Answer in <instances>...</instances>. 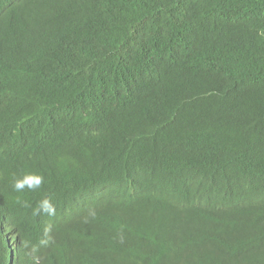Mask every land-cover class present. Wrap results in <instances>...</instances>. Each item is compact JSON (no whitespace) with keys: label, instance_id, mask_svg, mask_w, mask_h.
<instances>
[{"label":"trees","instance_id":"16d2710c","mask_svg":"<svg viewBox=\"0 0 264 264\" xmlns=\"http://www.w3.org/2000/svg\"><path fill=\"white\" fill-rule=\"evenodd\" d=\"M0 215V264H264V0H0Z\"/></svg>","mask_w":264,"mask_h":264},{"label":"clouds","instance_id":"9594fccd","mask_svg":"<svg viewBox=\"0 0 264 264\" xmlns=\"http://www.w3.org/2000/svg\"><path fill=\"white\" fill-rule=\"evenodd\" d=\"M40 181L36 180L35 183H33V181L31 179H26L25 181L22 182H17L14 187L16 190H22L26 185L27 187H29L30 189H34L35 187L39 186ZM6 215H0V217H5ZM42 247V254L43 255H47L48 252V248L46 244L41 245ZM15 254L14 253H10L8 255V257L6 258V260L4 261V264H14L15 262Z\"/></svg>","mask_w":264,"mask_h":264},{"label":"bare ground","instance_id":"6f19581e","mask_svg":"<svg viewBox=\"0 0 264 264\" xmlns=\"http://www.w3.org/2000/svg\"><path fill=\"white\" fill-rule=\"evenodd\" d=\"M10 224H13L12 222H9V223H7L6 225H10Z\"/></svg>","mask_w":264,"mask_h":264}]
</instances>
